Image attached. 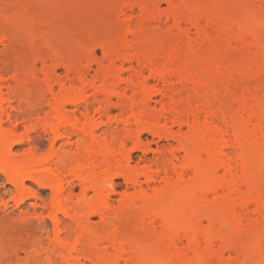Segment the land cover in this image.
Listing matches in <instances>:
<instances>
[{"label":"rangeland","instance_id":"1","mask_svg":"<svg viewBox=\"0 0 264 264\" xmlns=\"http://www.w3.org/2000/svg\"><path fill=\"white\" fill-rule=\"evenodd\" d=\"M0 97V264H264V0H0Z\"/></svg>","mask_w":264,"mask_h":264},{"label":"bare ground","instance_id":"2","mask_svg":"<svg viewBox=\"0 0 264 264\" xmlns=\"http://www.w3.org/2000/svg\"><path fill=\"white\" fill-rule=\"evenodd\" d=\"M103 49V48H102ZM105 49H103V52L105 53ZM127 57H129V56H127ZM129 59V58H128ZM131 59H132V57L129 59V61H131ZM160 93H162L161 91H160ZM154 94H156V91H155V93L154 92H150V93H148V94H146V100H149L150 99V97L152 96V95H154ZM120 98H121V96H120ZM90 101V99H89V97L88 96H84V97H80V98H70V99H68V100H66V104H69V105H73V106H75L77 109H79L81 106H83V105H87L88 104V102ZM60 108V109H59ZM59 108H57L56 109V113H58V116L60 115V113H61V110H63L64 109V107H63V109H62V107H59ZM171 110H173L172 108H171ZM171 110H170V108H167L166 106L165 107H162V113L164 114V113H169V112H171ZM64 111V110H63ZM169 111V112H168ZM0 112L2 113V114H4L3 116H5V118L7 119V121H11V118H12V113L10 112V110H9V108L7 107V105H5V99L4 98H2V97H0ZM2 116V117H3ZM60 118V117H59ZM61 121V120H60ZM60 121H58V123H60ZM180 121V120H179ZM182 121V120H181ZM187 121V120H186ZM188 122V121H187ZM187 122H185L186 124H187ZM3 120L2 119H0V127L3 125ZM177 123V122H176ZM189 123V122H188ZM178 124H180V126L182 125V122H178ZM57 125V126H56ZM151 125V124H150ZM54 126V127H53ZM53 126H51L50 125V128L49 129H51L52 130V128L51 127H53V130L52 131H54V133H56V135H55V137L57 138V137H61L62 138V136L64 135H69L70 134V132L71 133H73V130L71 129V131H68V130H70V128H75V129H77L75 126H74V124L73 123H71L70 121H69V119L68 120H66V119H64L63 120V122L61 123V124H54ZM192 127H193V125H192ZM61 128V129H60ZM136 128H137V126H136ZM194 128V127H193ZM16 129H17V126H15L14 127V129L13 130H11L12 132H14V131H16ZM190 129V128H189ZM192 129V128H191ZM50 130V131H51ZM59 130H64V131H62V132H66L65 134L64 133H62V132H59ZM66 130V131H65ZM134 131V130H133ZM144 131H148V132H150L151 134H154L155 136H157L158 138H160V137H165V138H171L172 137V139H175L174 141H177L178 142V145H179V147H177V148H170L169 150H168V153H167V158L166 159H168L169 161H171L173 158H176V154L178 153L177 151L182 147L183 148V150H184V145L182 144V141H183V139H181L182 137H180V135L179 136H176L177 134H174L175 136H172V134L171 133H173V132H171L170 130H169V128L167 127V126H164V129L162 130V131H158V130H156V128L153 126L152 127V125H151V127L150 126H148L147 125V127L144 125V126H142V127H139L137 130H135L134 132H130V138H131V140L133 141V140H135V139H138V138H141V136H142V134H143V132ZM69 132V133H68ZM60 133H62V134H60ZM63 136V137H64ZM184 142V141H183ZM228 143V142H227ZM226 143V144H227ZM229 144V143H228ZM227 144V145H228ZM180 145H181V147H180ZM181 148V149H182ZM49 159H51V158H48V160ZM45 160V159H44ZM46 160H47V158H46ZM45 160V161H46ZM53 161V160H52ZM44 162V161H43ZM156 162V163H155ZM154 162V164L153 165H148V166H146V168L144 167L142 170H141V174H143L145 177L147 176V181H148V183H150L151 181L150 180H152V179H154L155 177H156V175H159V174H161V173H164V174H166V167H165V165H164V162H162V161H155ZM191 161H184L183 162V164H182V166L181 167H179L178 169H181L182 167V170L184 169V167H189V165H191V163H190ZM6 165H5V168L3 167L2 168V170L3 169H5V170H8L7 172L9 173L10 171L9 170H11L12 168H13V165L12 164H14V163H11L10 164V162H8V161H6ZM50 163V162H49ZM5 164V163H4ZM185 164V165H184ZM15 165V164H14ZM230 165V164H229ZM11 166H12V168H11ZM228 167H230V166H228ZM12 171V170H11ZM17 171H19V169L17 170ZM23 171V170H22ZM44 171V170H43ZM46 172H51V173H53V177L55 178L54 180H58L57 182L59 183L58 184V187H57V191H58V196H57V200H56V202L55 201H53V202H55L56 203V205H58L59 207L58 208H60L61 209V211L65 214V216L67 215V216H69V217H73V214H71L69 211H66V208H65V206H67V208H68V202H69V197H68V195L66 194V188L63 186V180L64 179H62V177H64V175H63V173H60L59 171L57 172L56 171V173H54V171H51V169L49 170V169H47V170H45ZM178 171V170H177ZM176 171V172H177ZM12 172H14V171H12ZM7 173V174H8ZM178 173V172H177ZM28 174V173H27ZM27 174H25L24 176H23V174L21 173H19V174H17V175H14V186H18L17 188H19V187H21V186H23V179L25 178V176H27ZM30 174V173H29ZM29 174H28V176H29ZM40 174V173H39ZM39 174H37V175H39ZM181 174V173H180ZM31 175H32V173H31ZM42 175L43 174H40V176L41 177H39L40 179L42 178V179H44L43 177H45V176H43L42 177ZM44 175H46V174H44ZM48 175V174H47ZM183 175V174H182ZM16 176V177H15ZM75 176V175H74ZM38 177V176H37ZM46 178H48V177H46ZM13 179H11V180H13ZM17 179V180H16ZM48 179H50V178H48ZM51 179H53V178H51ZM165 179V178H164ZM150 181V182H149ZM165 181V180H164ZM167 181L168 180H166V183H167ZM16 182V183H15ZM51 182L52 181H50V184H51ZM54 183V182H53ZM130 183H132V185H138L139 184V179L137 178V177H133V178H131V180H130ZM55 184V183H54ZM51 185H53V184H51ZM84 186V185H83ZM133 198L134 197H132V196H127L124 200V202L126 203V202H128V203H131L132 202V200H133ZM53 207H55V205H54V203H53ZM54 209V208H53ZM56 210V209H55ZM69 210V209H68ZM71 211V210H70ZM51 216H52V218H55L56 216L55 215H53L54 213L52 212V209H51ZM63 214V215H64ZM97 214L98 215H101V216H104L105 215V211L104 210H99L98 212H97ZM62 215V214H61ZM76 217V216H75ZM74 217V218H75ZM51 218V219H52ZM73 218V219H74ZM87 219H89L88 217H86ZM71 219V218H70ZM72 219V220H73ZM53 220H55V219H53ZM56 221H57V219H56ZM60 241V240H59ZM64 242V241H63ZM56 243V245H54L55 246V248H63L64 247V244L65 243H62V242H58L57 243V241L55 240V242H54V244ZM76 249V248H75ZM80 253V252H79ZM78 254V253H77ZM69 256V255H68ZM76 256V255H75ZM78 256V255H77ZM79 257V256H78ZM68 258V257H67ZM72 262V261H71Z\"/></svg>","mask_w":264,"mask_h":264}]
</instances>
